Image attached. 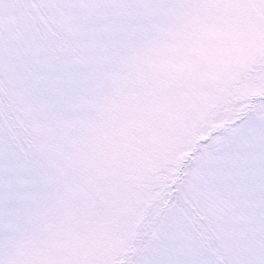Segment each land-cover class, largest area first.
<instances>
[{
	"label": "snow or ice",
	"instance_id": "snow-or-ice-1",
	"mask_svg": "<svg viewBox=\"0 0 264 264\" xmlns=\"http://www.w3.org/2000/svg\"><path fill=\"white\" fill-rule=\"evenodd\" d=\"M0 264H264V0H0Z\"/></svg>",
	"mask_w": 264,
	"mask_h": 264
}]
</instances>
